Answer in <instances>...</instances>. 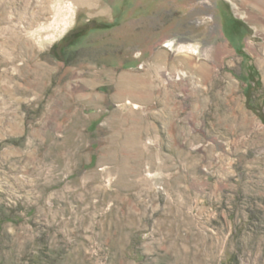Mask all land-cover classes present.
<instances>
[{
    "label": "rangeland",
    "instance_id": "rangeland-1",
    "mask_svg": "<svg viewBox=\"0 0 264 264\" xmlns=\"http://www.w3.org/2000/svg\"><path fill=\"white\" fill-rule=\"evenodd\" d=\"M0 264H264V0H0Z\"/></svg>",
    "mask_w": 264,
    "mask_h": 264
},
{
    "label": "trees",
    "instance_id": "trees-1",
    "mask_svg": "<svg viewBox=\"0 0 264 264\" xmlns=\"http://www.w3.org/2000/svg\"><path fill=\"white\" fill-rule=\"evenodd\" d=\"M91 24L92 23L89 21L88 23H86L85 25H83L81 27H78V26L75 27L71 31V33H69V34L67 33V35H65L63 37V39H65V40L62 41V43L60 45V49H58V52L61 51V49H62V51H66V48L70 47V45H72L73 42H75L76 40H78L81 37H83L87 33L88 30L93 29L94 27L95 28H97V27H103L101 25L100 26H98V25H95V26L93 25L92 26ZM55 46L56 45H53L51 47L50 52L55 53V51H56V47ZM56 57L59 60H62V58H63L61 52H59L58 56H56ZM258 87H259V85L255 82L252 85L251 89L250 90H247V96H248V92H251V90L253 91L254 88H258Z\"/></svg>",
    "mask_w": 264,
    "mask_h": 264
},
{
    "label": "bare ground",
    "instance_id": "bare-ground-1",
    "mask_svg": "<svg viewBox=\"0 0 264 264\" xmlns=\"http://www.w3.org/2000/svg\"><path fill=\"white\" fill-rule=\"evenodd\" d=\"M165 46L166 47H169L170 46V48L172 49V43L170 41H168V43H166ZM187 49H190V52H193V53H196L197 52L195 48H191L190 46H188ZM133 103H135V102H133ZM133 107H137L136 106V103H135V105H133Z\"/></svg>",
    "mask_w": 264,
    "mask_h": 264
},
{
    "label": "flooded vegetation",
    "instance_id": "flooded-vegetation-1",
    "mask_svg": "<svg viewBox=\"0 0 264 264\" xmlns=\"http://www.w3.org/2000/svg\"><path fill=\"white\" fill-rule=\"evenodd\" d=\"M63 53V55L65 54V51L64 52H62ZM65 59V58H64Z\"/></svg>",
    "mask_w": 264,
    "mask_h": 264
}]
</instances>
